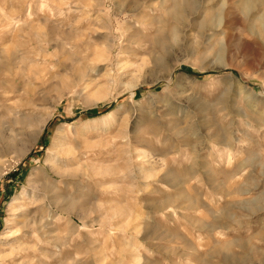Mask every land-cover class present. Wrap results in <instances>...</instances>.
I'll use <instances>...</instances> for the list:
<instances>
[{"label":"rangeland","instance_id":"374dc122","mask_svg":"<svg viewBox=\"0 0 264 264\" xmlns=\"http://www.w3.org/2000/svg\"><path fill=\"white\" fill-rule=\"evenodd\" d=\"M0 264H264V0H0Z\"/></svg>","mask_w":264,"mask_h":264},{"label":"bare ground","instance_id":"6f19581e","mask_svg":"<svg viewBox=\"0 0 264 264\" xmlns=\"http://www.w3.org/2000/svg\"><path fill=\"white\" fill-rule=\"evenodd\" d=\"M233 84H234V85H233L234 88H235L237 91H240V89L243 88V86H241L237 80L234 81ZM246 92H247V91H246Z\"/></svg>","mask_w":264,"mask_h":264}]
</instances>
